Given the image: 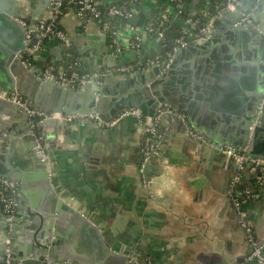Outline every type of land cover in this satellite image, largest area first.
<instances>
[{
	"label": "crops",
	"instance_id": "0c3cea01",
	"mask_svg": "<svg viewBox=\"0 0 264 264\" xmlns=\"http://www.w3.org/2000/svg\"><path fill=\"white\" fill-rule=\"evenodd\" d=\"M109 1L101 0L102 7ZM262 1L255 12L256 26L264 22ZM204 3L205 0H191L186 11L190 15L204 14L203 24L211 31L223 13L216 14ZM169 8L168 0H145L140 16L149 20ZM29 13L26 9L27 20ZM181 23L180 16L172 15L167 27L170 41L176 37ZM83 24L75 9L67 10L60 21L73 49L85 59L89 72L99 74L105 83L113 84L118 77V74L108 75L107 70L155 59L163 53L161 41L146 37L139 54L125 52L117 56L96 21L91 20L87 27ZM227 27L228 22L220 23L218 34L223 36ZM132 34V28H123L122 39ZM190 40L191 43L203 41L193 35ZM221 41H224L222 37ZM220 45L221 42L213 45L204 58L211 61L213 50ZM193 56L198 68L215 66V62H200V55ZM41 57L42 60H35V71H42L46 63L62 64L64 48L59 41L49 40ZM109 64L115 67L110 68ZM220 71L223 75L230 73L227 67ZM206 113L204 120L210 124L213 136L234 124V120L226 122ZM182 121L168 117L157 124V134L163 132L164 136L158 137L161 149L154 162L149 163L153 165L146 169L147 188L143 186L139 170L147 136L137 118L127 117L108 129L79 124L63 127L59 122L45 126L44 146L54 190L102 231L113 251L128 255L140 264L148 261L152 264H256L247 262L251 246L241 227L240 213L252 227L257 241L264 243V187L258 200L249 201L237 210L232 192L252 187L254 177L249 171L242 172L240 181L233 186L235 165L215 152L211 144L218 145L216 141L207 145L208 140L205 143L195 139L189 122L185 118ZM33 171L29 169L27 173ZM37 184L33 179L25 183L27 201L38 196Z\"/></svg>",
	"mask_w": 264,
	"mask_h": 264
},
{
	"label": "water",
	"instance_id": "95a60500",
	"mask_svg": "<svg viewBox=\"0 0 264 264\" xmlns=\"http://www.w3.org/2000/svg\"><path fill=\"white\" fill-rule=\"evenodd\" d=\"M53 2L0 0V184L5 183L1 191L9 189L17 199L11 223L13 252L21 264H140L113 251L102 231L60 198L53 188L45 153L37 146L27 111L7 100V96L18 94L43 113L98 115L104 122L113 121L128 108L152 118L165 106H171L209 143L216 141L221 147L264 157V22L256 26L254 13L253 25H236L240 12H224L216 19L209 38L179 49L170 64L154 65L136 74H120L113 84H99L93 76L81 88L73 89L43 78L44 70L35 71L24 64L26 45H36L41 39L36 31L28 42L27 29L37 28ZM26 7L29 20L24 17ZM140 21L141 17L135 15L129 24L137 27ZM222 22L229 23L223 36L218 34ZM102 34L106 40L107 35ZM220 42L211 61L204 58ZM193 55H200V62H215V66L198 68ZM35 56L42 60L40 51ZM184 60L191 62L182 63ZM226 67L230 73L221 74L220 69ZM206 112L218 120H234V124L213 136L210 124L204 120ZM57 122L63 127L70 125L50 119L45 126ZM161 135L164 133L157 134L154 143L159 149ZM215 152L222 156L218 149ZM29 169L33 173H27ZM32 179L38 183L39 193L27 201L25 183ZM9 226L0 200V264L6 257Z\"/></svg>",
	"mask_w": 264,
	"mask_h": 264
},
{
	"label": "built area",
	"instance_id": "2783aa9c",
	"mask_svg": "<svg viewBox=\"0 0 264 264\" xmlns=\"http://www.w3.org/2000/svg\"><path fill=\"white\" fill-rule=\"evenodd\" d=\"M207 2V0H205ZM211 0L209 5L210 10L216 14L224 12H240L241 19L236 22V25L249 26L253 25L252 15L259 8L261 0H223L221 4ZM145 0H110L107 4L106 15L109 19L120 18L126 21L132 19L135 15H139L143 8ZM170 6L168 11H164L159 16L149 19L144 25L133 27L126 25L119 29L113 30L110 22L102 21V3L101 0H54L51 7L48 9L35 30L27 29L26 37L30 42L37 32L40 33L41 39L36 45L27 44L24 54V64L26 67H33L36 56V51H42L49 40L56 39L64 48V58L62 64L46 63L42 74L43 78L51 79L55 83L63 86H69L73 89H79L84 86L89 80L96 76L98 83L103 84L104 80L99 74L94 75L91 71L86 69L85 73L80 71L81 67L86 64L85 59L76 53L73 49L69 36L60 26V21L69 9L76 10V16L84 23L83 26L91 20H94L100 26V29L107 35L110 48L117 56L125 52H132L139 54L146 37L158 39L162 42L163 53L155 59H147L145 61H138L131 64L119 65L115 69L107 70V74H136L142 72L152 64L160 65L162 63L168 65L172 61L175 53L181 49L186 48L192 41L190 37L193 35L198 40H205L210 37V30L208 25L203 24L204 14L190 15L186 14L183 23L181 24L177 36L170 41L167 38V27L172 17L184 15L186 10V0H168ZM207 4H210L207 2ZM141 17V16H140ZM124 29L132 28L133 34L126 40L122 39V32ZM7 100L17 104L21 109L27 111L29 115V123L33 134L36 136L38 148L45 153L44 143L45 139V124L47 120L55 119L60 122H67L70 124L79 125H95L102 129L113 127L119 121L127 117H135L140 121L141 129L146 134L147 139L143 149L142 158L140 160V173L142 175V183L144 187H148L149 183L145 177L146 167L151 160L158 155L159 146L155 145L157 137L156 126L167 115L172 120L182 118L179 111L171 106H165L159 110L152 118H145L137 109L128 108L123 110L111 122H104L98 115H64L62 113H43L36 108H33L30 103L18 94H11L7 96ZM191 136L201 142H207L203 136L191 131ZM210 145V143H208ZM215 149H218L222 156L236 167V174L233 179V186L240 181L241 173L249 171L254 177L255 183L252 187L246 188L243 192L233 191L231 198L237 210H240L242 205L249 201L258 200L261 197V189L264 187V157H255L249 155L247 150L240 151L232 147H221L220 145L211 144ZM47 163L48 160L46 159ZM0 184V200L4 214L7 216V221L10 223L8 238L6 239V257L2 264H21L17 261L12 248L11 228L12 219L15 216V207L17 199L15 195L11 194L10 190L1 191ZM240 224L246 235L247 243L252 247V252L247 258V262H254L256 264H264V243H259L254 235L252 227L245 220V216L240 213ZM148 264H152L148 261Z\"/></svg>",
	"mask_w": 264,
	"mask_h": 264
},
{
	"label": "trees",
	"instance_id": "16d2710c",
	"mask_svg": "<svg viewBox=\"0 0 264 264\" xmlns=\"http://www.w3.org/2000/svg\"><path fill=\"white\" fill-rule=\"evenodd\" d=\"M112 1H116V0H112ZM121 1H125V0H121ZM190 1H191V0H186V5H187V3H189ZM214 2H218L219 4H221V3L223 2V0H216V1H214ZM107 6H108V5H106V7H101V10H102V18H101V20H102V21H107V20H108V21L110 22L111 27H112L113 30H115V29H119V28L124 27V26H126V25H129V21H126V20H123V19H120V18L109 19V17L106 15V12H107ZM212 10H214V9H212ZM188 13H189V12L185 10L184 15H181V16H180V18L182 19V23H183V20H184L185 17H186V14H188ZM147 21H148L147 18H146V20H145V19L141 16L140 25H144ZM182 23H181V24H182ZM181 24L178 25L177 34H178V30H179ZM177 34H176V36H177ZM108 44L111 45L110 42H108ZM86 69H87V66H86V64H85V65H83V66L81 67L80 71H81L82 73H85V72H86Z\"/></svg>",
	"mask_w": 264,
	"mask_h": 264
},
{
	"label": "rangeland",
	"instance_id": "374dc122",
	"mask_svg": "<svg viewBox=\"0 0 264 264\" xmlns=\"http://www.w3.org/2000/svg\"><path fill=\"white\" fill-rule=\"evenodd\" d=\"M207 2H209L210 4H206ZM207 2L204 3V5H205L206 7H208V5H211V0H207Z\"/></svg>",
	"mask_w": 264,
	"mask_h": 264
},
{
	"label": "flooded vegetation",
	"instance_id": "af4514ba",
	"mask_svg": "<svg viewBox=\"0 0 264 264\" xmlns=\"http://www.w3.org/2000/svg\"><path fill=\"white\" fill-rule=\"evenodd\" d=\"M27 10H28V8H26ZM26 9H25V12H24V14H26ZM30 14V13H29ZM46 15V14H45ZM44 16V15H43ZM12 244H13V239H12Z\"/></svg>",
	"mask_w": 264,
	"mask_h": 264
}]
</instances>
